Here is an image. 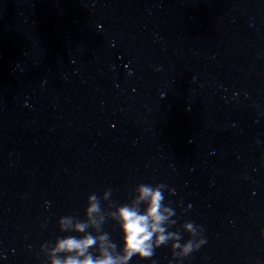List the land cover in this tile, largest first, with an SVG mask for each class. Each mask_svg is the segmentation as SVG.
I'll return each mask as SVG.
<instances>
[{
  "label": "clouds",
  "instance_id": "9594fccd",
  "mask_svg": "<svg viewBox=\"0 0 264 264\" xmlns=\"http://www.w3.org/2000/svg\"><path fill=\"white\" fill-rule=\"evenodd\" d=\"M164 184H138L135 187V195L130 203L122 204L116 212L111 213L114 218L120 222L123 232L122 253L116 251L117 245L109 239L108 233L98 237L92 234H86L83 238L68 235L63 238H57L55 246L50 250L51 264H129L131 259L136 256L142 260H150L155 249L164 245H171L172 256L179 257V262L188 257L192 252L197 251L206 240L202 237V229L194 222L186 221L183 229L187 231L190 238L181 243L182 235L179 231H168L164 226L169 217L175 215L174 209L164 203ZM174 192V190H171ZM111 196V189L103 193V198ZM145 205L141 212L140 205ZM100 214V223L103 222L101 196L91 194L87 198L85 216L87 222L77 221L73 223V216H62L58 220V226L61 232L75 231L85 233L90 226L99 230V224L96 215ZM172 225L176 220L169 222ZM264 235V233H262ZM199 236V239L195 237ZM98 244V255L94 256L89 250ZM68 254L65 258H60L57 254ZM115 253V254H114ZM82 257V259H81ZM155 264V261H152Z\"/></svg>",
  "mask_w": 264,
  "mask_h": 264
}]
</instances>
